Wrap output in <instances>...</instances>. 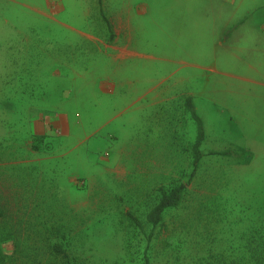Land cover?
Wrapping results in <instances>:
<instances>
[{
  "label": "rangeland",
  "instance_id": "374dc122",
  "mask_svg": "<svg viewBox=\"0 0 264 264\" xmlns=\"http://www.w3.org/2000/svg\"><path fill=\"white\" fill-rule=\"evenodd\" d=\"M227 60L253 81L217 76ZM187 97L205 131L195 166ZM262 168L264 0H0V235L13 237L0 249L14 264H45L48 242L71 264H264ZM180 185L148 242L145 215Z\"/></svg>",
  "mask_w": 264,
  "mask_h": 264
},
{
  "label": "trees",
  "instance_id": "16d2710c",
  "mask_svg": "<svg viewBox=\"0 0 264 264\" xmlns=\"http://www.w3.org/2000/svg\"><path fill=\"white\" fill-rule=\"evenodd\" d=\"M184 106L186 111L188 112L190 118L193 120L196 128V138L192 145V163L195 166L203 157V153L200 148L202 143L205 140V131L204 124L201 117L196 112L192 97H187L184 101ZM210 155H221V156H229V152H210ZM185 185H180L175 189H172L168 192L164 190H160V197L155 205H153L150 210L145 215V223L150 225L152 231L147 236V241L151 240L153 229L157 227L162 221V217L164 213L170 209H176L179 207L183 196H184ZM5 218L3 209L0 206V220ZM134 223L139 227L141 231H143V223H141L137 219H132ZM13 237L9 235H0V244L6 242ZM46 242V241H45ZM45 253H46V263L45 264H71L70 258L66 250L63 248L62 244L59 242L45 244ZM11 258V257H8ZM0 264H14V259H7V256L2 253L0 249ZM144 264H148V260L145 259Z\"/></svg>",
  "mask_w": 264,
  "mask_h": 264
},
{
  "label": "crops",
  "instance_id": "0c3cea01",
  "mask_svg": "<svg viewBox=\"0 0 264 264\" xmlns=\"http://www.w3.org/2000/svg\"><path fill=\"white\" fill-rule=\"evenodd\" d=\"M238 56L234 55V59H236ZM230 65V66H228ZM242 66L240 64H236V63H232L230 60H227L226 62L221 64V67H223L224 69H219L218 71H215L214 73L219 76V77H229V78H233L235 80H241V82L244 81L245 82H252V77H251V70L254 69V67H252V65L249 64V62H246V64H244L243 70H242ZM241 88L240 86L237 87ZM241 90V89H239ZM239 90L237 94L239 93ZM246 98H247V92L242 90L241 93V97H239L237 95V97H235L233 100L230 99V104H228V110H227V117H231L234 118V120H240V117L242 116V118L245 120V116H246ZM250 164V161H249ZM252 165L250 164V167ZM259 168V170H261V168L259 167V165L257 166ZM262 167V166H261ZM252 170V167H251ZM260 172V171H259ZM262 173L264 175V170L262 168ZM264 186V185H263Z\"/></svg>",
  "mask_w": 264,
  "mask_h": 264
}]
</instances>
